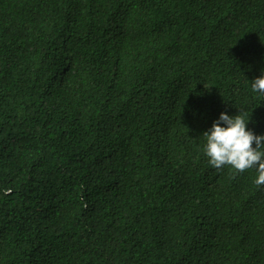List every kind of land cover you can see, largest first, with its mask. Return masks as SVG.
<instances>
[{
  "label": "trees",
  "instance_id": "trees-1",
  "mask_svg": "<svg viewBox=\"0 0 264 264\" xmlns=\"http://www.w3.org/2000/svg\"><path fill=\"white\" fill-rule=\"evenodd\" d=\"M261 76L264 0H0V264H264Z\"/></svg>",
  "mask_w": 264,
  "mask_h": 264
},
{
  "label": "clouds",
  "instance_id": "clouds-1",
  "mask_svg": "<svg viewBox=\"0 0 264 264\" xmlns=\"http://www.w3.org/2000/svg\"><path fill=\"white\" fill-rule=\"evenodd\" d=\"M251 89L264 97V76L252 81ZM248 123L244 113L239 112L235 117L221 113L203 134L206 140L203 151L215 169L229 167L235 174L255 169L254 183L260 187L264 186V135L258 136L248 130Z\"/></svg>",
  "mask_w": 264,
  "mask_h": 264
}]
</instances>
